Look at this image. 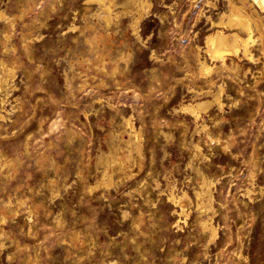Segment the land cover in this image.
Returning a JSON list of instances; mask_svg holds the SVG:
<instances>
[{
  "label": "rangeland",
  "instance_id": "1",
  "mask_svg": "<svg viewBox=\"0 0 264 264\" xmlns=\"http://www.w3.org/2000/svg\"><path fill=\"white\" fill-rule=\"evenodd\" d=\"M114 1L0 0V264H264V38L222 67L198 47L227 0H150L137 32Z\"/></svg>",
  "mask_w": 264,
  "mask_h": 264
},
{
  "label": "bare ground",
  "instance_id": "2",
  "mask_svg": "<svg viewBox=\"0 0 264 264\" xmlns=\"http://www.w3.org/2000/svg\"><path fill=\"white\" fill-rule=\"evenodd\" d=\"M92 1H96L99 3L100 10L102 12V17L105 20L106 24H110L111 21L114 20V17H117V18L119 17V14H117V13L114 14V8H113L115 5L114 0H88V2H92ZM125 2H126V4H135L138 8V12H137L138 16H136V18H134L135 19V26H136L135 32H137L138 31V24L141 22L144 15L146 14V12L150 9L152 3L150 0H125ZM247 3L249 4L250 10L246 8ZM125 9H127V8H125ZM263 14H264V0H239V1L238 0L237 1L236 0H227V10L220 13L217 20L210 19L211 24L214 27V30L206 36L205 46L204 47H198L199 52L201 53L203 50L204 53L207 54L213 61L221 62L222 67L228 66L226 64V57L228 54H230V55L231 54H234V55L242 54L247 60L255 61V56L253 54L252 48L255 46V44L259 40H262L264 38V30H263L264 15ZM2 15H3V13H2ZM2 15H0V16L2 17ZM100 19H101V17H100ZM115 20L117 21V19H115ZM107 28H108V26H107ZM91 40L93 41L95 39L92 38ZM90 43H91V45L93 44V42H90ZM95 48L98 49L97 47H95ZM3 62L4 61H0V63L3 65L2 66L3 75L0 77V93L3 92L6 85H8V77L13 75V70H14V69L13 70L8 69L10 67H7V65L4 64ZM199 62H200V67H201L200 72L202 74L210 75L213 71V67H211V65L208 63L207 59L200 58ZM198 65H199V63H198ZM225 70H226V68H225ZM74 78H76V77H74ZM10 79H11V77H10ZM4 92H5V90H4ZM221 92H222V89H220L217 94H213L214 100L217 101L220 104V106H222ZM208 94H210L209 91H206L204 93V95H208ZM4 102L5 101L2 98L0 100V118H3L2 108L4 107ZM210 105H211L210 101L199 100L196 102H191V103H188L186 105H183V109L186 111H190L191 113L195 114L196 117H198L200 114V111L206 110ZM126 125H127L128 132H129L130 136L132 138L133 137L136 138V141L134 143L131 142L133 144L132 148H135L137 151H140L141 150L140 132L136 129V127L134 126V124L131 122L130 119L126 120ZM126 136H127V134H126ZM114 163H115L114 167L116 170L122 169V165L120 163H118V162H114ZM107 176H108V171L105 172L102 183L98 184L99 186H100V184H104V185L108 186V184L111 183V180L109 178H107ZM104 185H102V186H104ZM195 194H196V197L198 199L202 198L205 201L207 200V203H203V205H198L199 209H203V208L204 209L205 208L211 209V208H213L212 207V195H211V191H210V184L208 182H205L204 185L201 187V189L197 190L195 192ZM188 197L189 196H188L187 192H183L179 196H176V194L175 195L171 194V196H170L171 200H173L176 203L181 205V212H180L181 215L186 214V210H185L182 202L184 200H187ZM204 213H205V211H204ZM203 227L205 230L210 232L211 238L216 237L217 230L214 228L213 224L210 221L203 222Z\"/></svg>",
  "mask_w": 264,
  "mask_h": 264
}]
</instances>
